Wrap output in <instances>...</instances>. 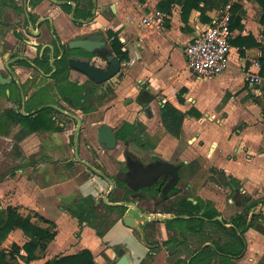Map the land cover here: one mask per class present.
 <instances>
[{
  "label": "crops",
  "instance_id": "1",
  "mask_svg": "<svg viewBox=\"0 0 264 264\" xmlns=\"http://www.w3.org/2000/svg\"><path fill=\"white\" fill-rule=\"evenodd\" d=\"M160 1L162 0H25L24 9L27 13L17 17L22 0H10V6L5 10L13 17L10 21L0 22V66L4 61L12 60L18 47L22 46L21 34L30 55L34 57L40 46V52L45 48L51 51L54 49V32L62 43L67 44L69 39L86 33L103 31L108 35L112 31L128 52V59L122 61L120 73L105 83V86L110 82L114 83V108L119 109L121 99L127 98L126 103L132 101H128V98L134 95L130 107L138 112L127 117L125 111L123 116L130 123L138 118L141 124L148 126L146 130L149 134L153 133L149 127L150 121L157 119L164 126L160 114L164 103L171 102L183 111L186 116L181 138L169 133L164 126L166 136L155 149L162 156H167L169 163L174 164L169 157L170 150L164 151L162 142L176 144L180 139L186 138L192 145L183 144L182 148L172 154L179 157V161L183 163L182 168L187 169V190L194 195L189 197L213 202L221 218L229 221L234 214L243 211V196L253 193L259 199L264 195V75L260 73V57L264 55V27L260 23L263 9L256 0H230L226 5L214 3L206 12L211 17L209 22L201 18L198 9H193L185 23L182 4L175 2L168 8L160 9ZM234 3L241 5L244 14L241 26L231 29L229 68L214 77L200 78L189 68L184 47L198 32L211 25L215 17L226 12L231 15ZM157 12L165 23L168 22V26H148L142 22L145 16ZM74 20L82 24H77ZM250 75H259L263 81L252 82ZM71 76L74 77L70 80L78 83H84L88 79L85 74L76 70H71ZM144 91L147 94L144 95ZM61 102L65 104L63 100ZM70 109L83 118L94 116L98 112L83 113L73 107ZM108 114L103 115L104 121L110 117ZM93 120L91 117L92 122ZM204 121L216 130L213 137L208 138V134L201 128ZM25 130L20 123L11 120L0 132V139L8 140L11 155L7 160L10 162L9 166H12V170L0 181V201L2 208L12 207L24 216L31 215L33 222L39 221L37 215L51 221L40 220L38 223L55 231V236L42 254L30 260L29 264H45L54 257L77 253L84 248L92 250L97 264H106V259L101 254L103 250L115 264L122 254L117 255L113 246H106L102 241L105 239L111 244L118 243L121 234L128 232L125 227L119 222L102 238L93 227L80 223L67 207L61 205L66 196L61 192L69 184H73L72 191H87L97 196L102 183L105 185L107 181L100 178L96 182L92 177L80 182L72 179L67 182L56 179H51L49 183L48 179L42 181V176L39 177L38 174L46 173L45 178L50 177H47L50 165L46 160L33 162L28 159L33 149L27 142L38 133H24ZM20 132L24 134L19 138ZM47 134L49 133H40ZM65 140L68 141L67 137ZM47 144L48 142L45 145ZM46 152L47 150L43 153ZM98 152L102 154V151ZM102 159L106 164L103 155ZM219 173L226 177L224 182L217 179ZM260 205L259 210L264 214V202L261 200ZM64 219L73 226L68 233L63 231ZM166 231L177 233V230L168 227ZM12 233L21 238L13 241L21 246L29 239L21 229H15ZM245 236L251 239V242L248 240V247L262 246L258 240H254L262 236L256 229L249 228ZM180 249V245L177 246V250ZM246 250L248 252V248ZM21 252L25 254L24 250ZM129 255L131 263L138 264ZM246 256L245 251L243 257L234 261L236 264H245ZM255 261L252 258L251 262L255 264ZM260 263L257 261L256 264Z\"/></svg>",
  "mask_w": 264,
  "mask_h": 264
},
{
  "label": "rangeland",
  "instance_id": "2",
  "mask_svg": "<svg viewBox=\"0 0 264 264\" xmlns=\"http://www.w3.org/2000/svg\"><path fill=\"white\" fill-rule=\"evenodd\" d=\"M20 47V46H19ZM51 55L55 54V51H51ZM25 77V73H21ZM65 75V74H64ZM68 77H74L68 74L63 76L60 74L56 78H45L37 73H32V77L28 79L25 84L26 94L30 93L34 97L37 103L45 104L46 102H53L58 105H61L62 108L66 107L69 110V107L61 102V81L68 79ZM114 83L110 82L108 86L104 84L94 85L93 83L84 84L79 89L74 90L73 95L75 101L80 100L81 97H84V101H80L85 105V107L90 108L94 111H98L94 116L103 117L106 113H109L105 122H110L115 130H124L125 137L127 138L132 135V139L124 142L119 141V144L112 150L103 151L102 155L111 171L112 184H115L111 198H107V203L104 201L105 195L109 192L110 182H106L105 185H101V191L97 196L89 192L72 191L71 187L73 184H69L64 188V191L61 193L65 194V198L61 205L69 207L74 212L82 216L81 220L83 224L93 227L96 230L97 235L103 238L106 232L117 223H121L122 227L128 231L126 234H121L119 242L114 244L107 240H103V244L106 246H113L117 255L123 253L130 254L132 258L138 264H186V260L191 256H194L192 253L196 249L202 246L206 241L211 242L215 241L216 243L223 244L229 239L228 235L217 227L214 223H206L204 228L198 232L190 231L187 228V221L185 223L182 221L172 220L173 216L165 212L163 209L167 207L168 204L180 200L182 197L194 196L192 192L187 190V169L184 167L181 168V175L177 182L176 188L174 187L166 196L167 198H161L160 194L153 191L152 196H146L145 192L140 190L145 184L136 185L135 191L130 190V187H133V174L129 173L127 179H119L117 174L122 171H128L129 168L125 167V152L128 150V154L131 158L138 159L142 167L147 166L148 162H154L155 159L161 157L166 159L167 156L163 155L156 151V147L159 142H161L165 136V128L160 124L161 122L157 119L150 121L149 127L152 130V134H149L146 130L148 126L141 124L138 118L134 119L138 134L132 132V125H128V122L125 121V116L123 112H127V117L135 114L136 109L130 107L134 101V95L129 96L132 101L127 102L125 99H121L119 109L114 108L115 104L113 101L114 98ZM82 95V96H81ZM11 105V98L4 93V88H0V113L7 109ZM141 109L144 110L142 107ZM72 111V110H70ZM51 114L55 117V127H60L64 129V132H74L76 129V122L71 120L69 116L62 114L59 111L50 110ZM134 112V113H133ZM121 113V116H120ZM92 116V117H94ZM114 116V117H113ZM90 117H85L86 126H83L78 135H82V145H80V155L83 159H89L94 163L97 162V153L95 147H98L99 143L97 141V131L99 125L103 123L102 120H98L97 124L93 125L90 121ZM100 121V122H99ZM201 128L205 130L208 134V138L213 137L215 129L213 126L207 122L201 123ZM27 130L24 132L26 133ZM22 132L19 133V138L23 136ZM75 133V132H74ZM39 134V135H38ZM35 134L27 142L28 145L33 149V153L28 156V159L33 162L38 160H46L49 163L47 170V177L45 178L46 173L38 174L42 176V181L48 179V183L52 181L51 179H56L59 181L74 180L75 182H80L88 178H93L94 181L99 182L101 179L94 175L93 171L86 167L84 164L78 162L74 157V143H73V134L70 135V143L66 147H62L59 144L62 141V136L58 132L53 133L50 131L47 135H40V133ZM142 134V135H141ZM213 135V136H212ZM67 136V135H66ZM126 138V139H127ZM181 138V137H180ZM68 139V138H67ZM124 139V140H126ZM48 142L47 146L45 145ZM183 144L192 145L187 141L186 138L180 139V142L176 144L162 142V148L164 151L170 150V158L176 164H180L179 157H175L172 152H175L177 149L182 148ZM50 145L54 147L51 148ZM40 146V148H39ZM90 150L91 154L87 151ZM47 150L46 154L43 153ZM11 153L8 151V140L6 138L0 139V181L7 176V174L12 170V166L7 159ZM151 160V161H148ZM104 163V162H103ZM38 170V169H36ZM33 174V172H32ZM39 176V177H40ZM168 177L171 180L172 175H162ZM225 176L222 173L218 174L219 181L224 182ZM151 183V182H149ZM130 186V187H128ZM70 190V191H69ZM264 192V191H263ZM262 192V194H263ZM262 197V196H261ZM256 199L253 196V193L243 196L244 204L242 207L243 212H259L260 210V200ZM121 203L120 207H115V204ZM110 204L112 207H109ZM238 209V208H236ZM241 210V208H239ZM125 214L133 215L137 218L139 222L138 228L129 227L123 223V216ZM75 218H78L75 215H72ZM78 220V219H77ZM170 221L175 227H181L184 233V243H180L181 249L177 250L175 253H169L167 250V245L171 242L176 241V233L172 234L167 232V224ZM36 223H40L37 220ZM62 227L65 233L71 230L73 227L71 224H67L66 220H62ZM99 231V232H98ZM118 232V229H116ZM170 234V236H169ZM256 238V237H255ZM247 241L249 240L246 236ZM21 240L19 236L12 232L8 235L6 240L1 245V249H5L10 252L11 255L15 253L17 247L13 244V241ZM256 242L262 244L261 247H247L246 250V262L245 264H251L252 258L255 259V264L257 261H260V264H264V235L259 236L254 239ZM260 240V241H259ZM251 242V239L249 240ZM135 242L136 244H132ZM37 254H42L41 249L37 251ZM102 256L106 259V264H113L112 258L103 250ZM195 254V253H194ZM210 264H223L222 258L219 253H216L214 250L208 251L206 253ZM22 264L24 261L20 260ZM209 264V263H208ZM254 264V263H253Z\"/></svg>",
  "mask_w": 264,
  "mask_h": 264
},
{
  "label": "trees",
  "instance_id": "3",
  "mask_svg": "<svg viewBox=\"0 0 264 264\" xmlns=\"http://www.w3.org/2000/svg\"><path fill=\"white\" fill-rule=\"evenodd\" d=\"M263 9V14L260 19V23L264 27V0H256ZM178 2L182 4V18L185 23H187L188 18L193 9H198L201 12V18L206 21H210L211 17L206 15V12L213 7L214 3H222L226 5L230 2V0H162L159 3L160 9H165L166 7H170L172 3ZM201 3H204L201 5ZM65 5V4H63ZM69 7L66 6V9ZM77 9L74 10V16L76 17ZM231 17H230V28H234L235 26H241L240 21L244 14L242 7L239 3H234L231 6ZM77 24H82L78 20H74ZM168 26V22L166 23ZM109 36L112 38V49L115 54L121 60L128 59V52L123 49V43L121 40L112 32L109 31ZM57 41H59L58 36H56ZM64 46L63 44H61ZM48 56L46 60H48ZM261 70L260 73L264 75V55L260 57ZM66 67V63L64 66L59 69L60 71L64 70ZM48 68H51L48 65ZM58 70V71H59ZM75 88L70 91L64 92V97L66 100L70 101L72 105L77 106L74 103V95L73 92L78 86L74 85ZM143 94H147L146 91ZM142 97V96H140ZM149 98V96H148ZM151 100V97L149 98ZM84 111H88L87 107L82 105L81 107ZM47 108L42 110L46 111ZM39 113V116L34 120L30 121L27 117L21 118V122L23 124H28L32 129L37 128H46L51 129V119L47 114ZM161 119L163 125L166 130L176 137H180L183 132V122L186 114L177 108L171 102H166L161 107ZM199 114V113H198ZM2 118L0 119V132H2V127L14 120L13 115L10 110H6L2 114ZM12 118V119H11ZM132 125V124H128ZM135 128V125H132V129ZM124 137V134L122 135ZM197 202L189 199L188 196L182 197L180 200L170 203L167 205L165 212H169L173 215V218L170 220L182 221L185 223L187 221V228L190 231L198 232L202 230L206 223H214L217 227L223 230L229 237L227 241L223 244L216 243L212 241L213 244H203L198 247L196 251H193L197 254L191 256V260L188 264H210L209 260H207L206 253L211 250H214L216 253H219L223 264H236L232 258H240L244 255V252L247 247V241L244 236V233L248 228L254 227L259 232L264 234V214L259 212H252L251 214L247 212H238L228 220H219L214 219L216 216L220 215V212L212 205L210 201H204L200 198H196ZM261 202H264V195L261 198ZM109 207H112L108 204ZM115 207H120V205L115 204ZM69 211L72 215L78 217L80 223H82V216L72 209L68 207ZM37 217L45 222H51L49 219H46L40 215ZM168 222L167 226L169 228H177L178 234H183L184 231L181 227H175L173 224ZM230 225H227V224ZM15 229H21L23 233L29 237V239L21 246L17 242L13 244L17 247V250L13 255L5 249H1V245L6 240L8 235L13 232ZM99 232V231H98ZM55 231L52 232L49 228L42 227L38 223L32 221V216L27 215L24 216L20 212H18L15 208L7 207L2 208L0 201V264H22L20 260L24 261L26 264H29L30 260H33L38 256L37 251L41 249V251L45 250L48 243L54 238ZM176 240H179V236L175 237ZM24 250L25 254L21 251ZM45 264H97L94 258V254L91 249L84 248L77 253L65 254L59 257H54L47 261Z\"/></svg>",
  "mask_w": 264,
  "mask_h": 264
},
{
  "label": "flooded vegetation",
  "instance_id": "4",
  "mask_svg": "<svg viewBox=\"0 0 264 264\" xmlns=\"http://www.w3.org/2000/svg\"><path fill=\"white\" fill-rule=\"evenodd\" d=\"M9 1L10 0H0V22L10 21L11 17H13V15L11 13H9V12H7L5 10L6 7L10 6L9 5ZM24 5H26V2H25V0H22L21 7H19V12L17 14V17H20V14H22V13H24V16L26 15L27 10L24 9ZM91 33H93V32L86 33V34L80 35L78 37H85V36H87V35H89ZM54 35H55V37H54L55 47H54V49H52V51H55V54L54 55H51L52 52H51V49H49V48H45L43 50V52H40L41 46L39 45L40 47H39V50H38L37 54L34 57H32L30 55V51L28 50V47H26L27 46V43L24 41L23 34H21V36H20V41L21 42L20 43H21L22 46L21 47H18V49L16 50L15 54L13 55L14 58L12 60H10V61L9 60L8 61L6 60V61H4V64L2 66H0V72H1V74L4 77H8L9 78V81H7L5 83H2L0 81V88H4V93L11 98V105H9V107L7 109H5V110L2 111L0 113V116H3L2 114H3L4 111L10 110L11 114L14 117L13 122H18V123H20V125L24 126L25 129L27 130L26 133H49L50 131H53V133L58 132V134H60V136H62V138H63L62 141L59 143V144H61V146L63 148L66 147L70 143V141H71L70 140V135L73 134L74 157H75V159L78 162L84 164L89 169H91L93 171L94 175H96L97 177H99L101 179H104L107 182H110L109 192L106 195H107V198L108 197L111 198L112 193H113V189L115 188L116 185L115 184H112V178H111V174L112 173H111L110 169L108 168V166H106L107 164H105L104 160L102 159V154L103 153L100 154L98 152V150H100L102 152L103 151H107V150L108 151L109 150H112V149H114L119 144V141L126 142V141L132 139V135L133 134H131V136H129L128 138H127V136L126 137L125 136L122 137L123 134L125 135V133L122 132L124 130V128H122L121 131L120 130H115L113 128V126L110 124V122H105L102 119V117L101 118L98 117V118H100L99 120H102L103 121V123H101V125H99L98 131H97V141H98L99 145H98V147H95V149H96V153L98 155V157H97V160L98 161L94 163L93 161H91L89 159L87 160V159L81 158L80 150H82V148H80V145H82V137H81L82 135H78V134H79V131L80 130H84V129H82V127L83 126H86V123H85L86 120H85V117L83 118L82 116H79L77 113H75L70 108L73 107V108H75L77 110H81L83 113L94 112V108H93V110L90 109V108H88V109H90L88 111H84L81 108L82 105H83V103H81L80 101L81 100L84 101V97H81L80 100H78V101H75V99H74V103L77 106L72 105L70 101H68V100L65 99L64 92L65 91H70L71 89L75 88L74 85L78 86L79 88L81 86H84V84H89V83H93L94 85L104 84V86H105V82H103V83H96L91 78H89V76L86 75L85 73H83V72H81L79 70L73 69L72 67L69 66L67 58L69 56H74V55H86V56L91 57L90 59H91V63L92 64L97 65V66L102 67V68L107 67L108 66V63L105 60L100 59L99 57H95L92 54H88V53L84 54V53L81 52V50L70 49L69 48V45H68V41L70 39L67 41V44H64V43L61 42V40H60V38H59V36H58V34L56 32H54ZM56 36H58L59 41H57ZM105 36L107 37V40H108V43H109L108 46L113 51V49H112V38L109 36V33H108V35H105ZM78 37H75V38H78ZM61 44H63L64 46H62ZM114 54H115V52H114ZM47 56L49 57L48 60H46V57ZM122 61L123 60H121V64H122ZM102 62H104V63H102ZM64 63H66V67H65L64 70L60 71L59 69H61V67L64 66ZM48 65L51 68H48ZM17 67H19V68H17ZM71 70H76V71H79V72L85 74L88 77V79L84 83H78V81H72V80H70L71 77H68V79H64L63 81H61V84H60L61 93H62V94H60L61 100H63L65 102V105H67L69 107V110L66 107H63L62 108L61 105H58V104L53 103V102H46L44 105L41 104L42 102L39 104V103H37L35 101V96L32 97L33 95L30 94V93L26 94V92H25V84L28 81V79L32 77V73H37V74H39V75H41V76H43L45 78L51 79V78H56L60 74H62L63 76H66V74L69 73V75H71ZM22 72L25 73V77L22 76V74H21ZM75 90H77V88ZM129 99L132 100L131 98H128V100ZM44 108H47V109H46V111H43L42 112V110ZM50 110L59 111L62 114H65V115L69 116V118L71 120L75 121L76 122V129L74 131L75 133L74 132H71V134H69L68 132H64V129H62L60 127L59 128L58 127H55L54 126V125H56L55 124V117L51 114ZM70 110H72V111H70ZM41 112L44 113V114H47L48 117L51 119V125H52V128L51 129H46V128H42V127L41 128H37V129H32L30 127V125L23 124L21 122L22 116L23 117H27L30 121H32L35 118H37L39 116V113H41ZM92 118L94 120L92 122L91 119H90L91 123L93 125L97 124L98 119H95V118H97V116H94ZM125 122L127 123L128 121H125ZM134 123L128 122V124H134ZM103 124H109L112 127V129H113V131L115 133V136H116V139H117V143H116V145L113 148L104 147L100 143V141L98 139V133H99L100 127ZM134 125H135V128L132 129V132H134V134L136 135V134H138V130H137V127H136V123ZM65 137L68 138V141L65 140ZM124 139H126V140H124ZM76 149L79 152V157L80 158H77L76 155H75ZM87 151L90 154L92 153L88 149H87ZM128 152H129L128 150H126V152H125V163H124V165H125V167H128L129 170L128 171H125V172L120 171L117 174V177L119 179H123V178L124 179H127L128 174L129 173H132L133 176H131V177H132V180H133V187L128 186V187H130V190L135 191V188H136L135 186L136 185H139L140 183L141 184L142 183L143 184L148 183L147 185H144L140 189L143 192H145V195L146 196H149L150 197L155 192V193L160 194V197L161 198H165L166 199L167 198L166 196L168 195V193L174 187L176 188L177 182H178V180L180 178V174H181V168H182L181 165H183V163H181V165L174 163V164H176L178 166V180H177L176 184H174L171 188H169V190L165 193L164 192L165 187L170 182V180L168 179V177L162 176V175H164V174L165 175L166 174L167 175H172V174L171 173H168L167 171H163V172L155 175L151 180H149V176L147 174H148V172L153 167L159 165L161 162H168V161L166 159H162L161 157H159V158L155 159L154 162H148L147 166L142 167L143 165L141 166V164L138 163L139 160L138 159H134L133 160L131 158V156L128 154ZM83 160L89 162L90 165H87L86 163H84ZM148 161H151V160H148ZM171 178H173V175H172ZM149 182H151V183H149ZM112 185H114L113 188L111 187ZM153 190H154V192L152 194L149 193V191H153ZM189 199H191V198L189 197ZM104 201H105V199H104ZM193 201L194 202H197V199H193ZM211 203L215 207V205L213 204V202H211ZM118 205H121V203H118ZM252 212H255V211H252ZM252 212H250V214ZM217 217L218 216H216L214 219H218ZM219 217H221V214L219 215ZM223 219L224 218H220L219 220H223ZM137 222H138V220H137ZM138 224H139V222H138ZM133 228H138V226L137 227H133ZM250 228H254V227H250ZM170 229L177 230L176 236H179V240H176L174 242L169 243L167 245V250H168V246L173 243V244H175L176 251H177V246H179V245H177L178 244L177 241H180V243H184L185 242V239H184L185 237L182 234H178V229L177 228H170ZM259 233L262 234L261 232H259ZM262 235H264V234H262ZM244 236H245V233H244ZM245 238H246V236H245ZM246 241H247V239H246ZM204 244H210V245H212L213 242L212 241L211 242H209V241L207 242L206 241ZM247 247H248V241H247ZM247 247H246V249H247ZM168 252H169V250H168ZM175 252H172V253H175ZM198 252L199 251H197L195 254H197ZM169 253H171V252H169ZM244 254H245V252H244ZM232 259L234 261V259H236V258H232ZM190 260H191V257L188 259V261L186 260V264H188L190 262Z\"/></svg>",
  "mask_w": 264,
  "mask_h": 264
},
{
  "label": "water",
  "instance_id": "5",
  "mask_svg": "<svg viewBox=\"0 0 264 264\" xmlns=\"http://www.w3.org/2000/svg\"><path fill=\"white\" fill-rule=\"evenodd\" d=\"M108 40L103 31H95L85 37H78L73 38L68 41V45L70 49H77L81 50L82 53L86 54H92L95 57H99L100 59L105 60L108 63V66L105 68L99 67L97 65H94L91 63V57L86 55H74L69 56L67 58L68 64L73 69L79 70L86 75L89 76L94 82L96 83H107L108 80L115 78L122 69L121 60L117 57V55L114 54V52L111 50V48L108 46ZM0 81L2 83H5L9 81L8 77H4L0 72ZM130 100V99H129ZM128 100V101H129ZM80 120V119H79ZM81 122V121H80ZM98 139L100 143L107 148H113L116 143L117 139L115 136V133L112 129V127L109 124H103L100 127L99 133H98ZM75 155L77 158L79 157V152L76 149ZM87 165H90L89 162L84 161ZM167 171L168 173H171L173 175V178L170 180V182L165 187L164 192L166 193L169 188H171L174 184H176L178 180V168L168 162H161L159 165L153 167L149 172V180H151L155 175ZM112 188L114 185L111 186ZM193 200V198H191ZM105 201H107V195L105 196ZM220 219L221 217H217ZM123 222L130 227H137L139 226L137 219L130 215L125 214L123 216ZM169 252H175L176 247L175 244H170L168 246ZM115 264H132L128 255L126 253L122 254V256L119 257L117 262Z\"/></svg>",
  "mask_w": 264,
  "mask_h": 264
},
{
  "label": "built area",
  "instance_id": "6",
  "mask_svg": "<svg viewBox=\"0 0 264 264\" xmlns=\"http://www.w3.org/2000/svg\"><path fill=\"white\" fill-rule=\"evenodd\" d=\"M230 17L229 12L215 17L211 25L198 32L194 39L185 45L186 61L196 76L210 78L229 68L232 48ZM142 22L155 27H164L166 24L159 12L145 16ZM250 80L260 83L263 78L250 75Z\"/></svg>",
  "mask_w": 264,
  "mask_h": 264
}]
</instances>
